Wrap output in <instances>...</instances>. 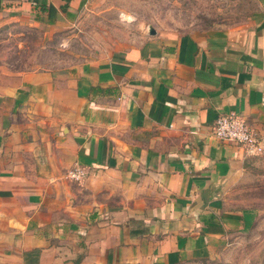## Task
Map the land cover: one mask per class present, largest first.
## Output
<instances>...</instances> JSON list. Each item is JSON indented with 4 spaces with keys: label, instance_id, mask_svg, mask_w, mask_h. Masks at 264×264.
Here are the masks:
<instances>
[{
    "label": "crops",
    "instance_id": "crops-1",
    "mask_svg": "<svg viewBox=\"0 0 264 264\" xmlns=\"http://www.w3.org/2000/svg\"><path fill=\"white\" fill-rule=\"evenodd\" d=\"M89 1L0 0V23L61 29ZM262 1L246 28L154 29L0 88V264H183L254 226L232 193L255 156L213 127L236 113L264 143Z\"/></svg>",
    "mask_w": 264,
    "mask_h": 264
},
{
    "label": "rangeland",
    "instance_id": "rangeland-1",
    "mask_svg": "<svg viewBox=\"0 0 264 264\" xmlns=\"http://www.w3.org/2000/svg\"><path fill=\"white\" fill-rule=\"evenodd\" d=\"M262 0H90L64 28L23 20L0 23V88L22 72L64 68L137 46L155 29L181 34L197 29L248 27ZM257 155V156H256ZM252 156V155H250ZM236 178L232 198L254 208L257 220L216 258L183 264H264V151Z\"/></svg>",
    "mask_w": 264,
    "mask_h": 264
},
{
    "label": "built area",
    "instance_id": "built-area-1",
    "mask_svg": "<svg viewBox=\"0 0 264 264\" xmlns=\"http://www.w3.org/2000/svg\"><path fill=\"white\" fill-rule=\"evenodd\" d=\"M213 135L227 141H235L247 155H255L264 151L263 138L254 131L244 118L236 113L220 116L213 127ZM75 180L84 177L83 168L77 167L69 171Z\"/></svg>",
    "mask_w": 264,
    "mask_h": 264
},
{
    "label": "water",
    "instance_id": "water-1",
    "mask_svg": "<svg viewBox=\"0 0 264 264\" xmlns=\"http://www.w3.org/2000/svg\"><path fill=\"white\" fill-rule=\"evenodd\" d=\"M151 33H155V30L154 29H151Z\"/></svg>",
    "mask_w": 264,
    "mask_h": 264
}]
</instances>
